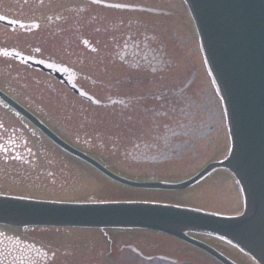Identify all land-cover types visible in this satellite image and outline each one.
<instances>
[{
	"label": "water",
	"instance_id": "95a60500",
	"mask_svg": "<svg viewBox=\"0 0 264 264\" xmlns=\"http://www.w3.org/2000/svg\"><path fill=\"white\" fill-rule=\"evenodd\" d=\"M185 1L229 110L231 153L222 166L241 184L244 216L222 219L158 205H50L0 198V222L149 228L184 240L185 232L199 231L246 244L254 257L257 250L264 254V0Z\"/></svg>",
	"mask_w": 264,
	"mask_h": 264
},
{
	"label": "rangeland",
	"instance_id": "374dc122",
	"mask_svg": "<svg viewBox=\"0 0 264 264\" xmlns=\"http://www.w3.org/2000/svg\"><path fill=\"white\" fill-rule=\"evenodd\" d=\"M78 135L77 133V127H76V136ZM81 135L84 136V132L81 133ZM87 137H90V135L86 134ZM70 138V137H68ZM67 138V139H68ZM69 140V139H68ZM71 141V140H70ZM91 151V150H89ZM91 152H95L98 155H101L98 157L101 160H104L108 164H112L115 168H119L118 166H121L122 169L125 172H130V175L133 177H140L139 174H133L132 171L135 170L136 168L131 167L129 165L126 166V163L124 164H118L117 159L113 157V154H106V151H99L98 149L92 150ZM104 157V158H101ZM204 159V158H203ZM185 167L183 171L180 174H176L179 171V168L176 167L177 165L171 162L172 166L168 168H160L158 170L159 177L161 179H171L173 176H175V179H179L181 177H184L188 174L187 168H193L194 167V161L192 159L187 158L184 162ZM176 167V168H175ZM163 169H167V171H162ZM142 170V169H138ZM174 172V173H173ZM7 183V184H6ZM0 187L4 188L3 192H9L7 188L10 189L9 193H14L16 195H21V196H37L41 197L44 196L50 199H55V200H73L76 201L80 198H83L81 194L76 195V193H73L71 191H68V189H56L55 191H52L51 193H45L42 192L38 189H30L27 188L26 186H21L18 187L17 185H12L8 184L7 181L0 180ZM46 191V190H43ZM154 196V195H153ZM156 197H166L169 200H176L179 202L191 204V206L199 207L201 209H206V210H214L218 211L221 213H232L237 211L240 206H239V201L237 199V195L235 194L234 186L229 178L225 177H218L217 179L210 180L209 182H205V184L199 186V188L195 189L193 192L186 193V194H174V195H167V194H156ZM154 198V197H152ZM51 233L46 234V232L43 234V237H47V239L51 238L52 236ZM63 235V234H62ZM55 238V237H54ZM113 243L109 242H103V241H95L92 244L89 245H84L86 247L78 245L80 249H83L78 252H82L88 254L86 256H80V253H76V258H67L66 260L63 259L62 257H59L57 261H55L54 264H105L109 263L110 260L112 261V264H141L139 263L133 256H120L118 258H113L112 253H110L111 248H115L119 245H121L123 241V237H113ZM149 236H141L138 238H126L130 244L134 243L133 245H138L141 244L145 249H147V252L151 251V240L149 239ZM64 244V243H63ZM67 244V242H65ZM123 244H126L123 242ZM71 251L75 250L76 251V244H70V245H60V248L63 250L69 249ZM165 250V249H164ZM162 251V249H161ZM168 251V250H165ZM171 252V251H168ZM174 254V252H171ZM177 255V254H175ZM191 256H194L193 254H190ZM201 261L205 262L206 264H215L208 262V259L205 257H200L199 258Z\"/></svg>",
	"mask_w": 264,
	"mask_h": 264
},
{
	"label": "flooded vegetation",
	"instance_id": "af4514ba",
	"mask_svg": "<svg viewBox=\"0 0 264 264\" xmlns=\"http://www.w3.org/2000/svg\"><path fill=\"white\" fill-rule=\"evenodd\" d=\"M146 2L152 3L153 7L156 9L162 10L166 15L161 14L160 19L153 21V24L148 26L149 29L153 30L148 34H144V40L142 45H136L128 43L126 44V49L123 47L120 52V60L123 63V66L130 71H136L139 73H156L158 70L164 69L168 64L171 53L177 49L181 54L193 55L195 50L192 48L190 39H185L183 36L178 35L182 30H187L186 25V15L183 11H177L176 7L178 6L177 0H145ZM172 35L173 42H168L169 37ZM179 38V40H177ZM173 45V46H171ZM158 63H161L158 65ZM158 65V67H157ZM163 67H162V66ZM160 77L159 74L155 75V78ZM157 83L159 81L153 80ZM204 90L200 89L196 91L197 97V108L202 109L208 102L209 106H212L213 103L210 102V98L204 99L206 96L203 94ZM193 95L191 90H188L182 94V97H185L187 101L191 102ZM209 115V114H208ZM206 117V115H203ZM163 125H202L201 123H196L192 121L191 117H188V121L183 123L179 122H170ZM201 136H198L196 139H200ZM183 147H180L181 150Z\"/></svg>",
	"mask_w": 264,
	"mask_h": 264
},
{
	"label": "snow or ice",
	"instance_id": "6c2138e0",
	"mask_svg": "<svg viewBox=\"0 0 264 264\" xmlns=\"http://www.w3.org/2000/svg\"><path fill=\"white\" fill-rule=\"evenodd\" d=\"M3 19V17L2 16H0V20H2Z\"/></svg>",
	"mask_w": 264,
	"mask_h": 264
}]
</instances>
